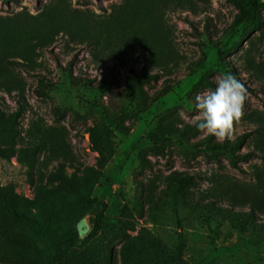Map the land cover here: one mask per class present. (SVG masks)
<instances>
[{
  "label": "rangeland",
  "instance_id": "rangeland-1",
  "mask_svg": "<svg viewBox=\"0 0 264 264\" xmlns=\"http://www.w3.org/2000/svg\"><path fill=\"white\" fill-rule=\"evenodd\" d=\"M0 264H264V0H0Z\"/></svg>",
  "mask_w": 264,
  "mask_h": 264
},
{
  "label": "clouds",
  "instance_id": "clouds-1",
  "mask_svg": "<svg viewBox=\"0 0 264 264\" xmlns=\"http://www.w3.org/2000/svg\"><path fill=\"white\" fill-rule=\"evenodd\" d=\"M247 89L232 73L215 80V87L197 92L194 97L195 120L191 121L204 136L215 137L218 142L233 139L234 125L244 115ZM179 115L187 119L183 111Z\"/></svg>",
  "mask_w": 264,
  "mask_h": 264
},
{
  "label": "trees",
  "instance_id": "trees-1",
  "mask_svg": "<svg viewBox=\"0 0 264 264\" xmlns=\"http://www.w3.org/2000/svg\"><path fill=\"white\" fill-rule=\"evenodd\" d=\"M23 111H24V106L20 105V107L15 112L16 114L14 115L13 119L15 121H17L18 118L23 114ZM242 156L245 157V156H247V154L246 155H240L239 157H242ZM6 197H7L6 198V204L9 207V210L12 212V214L14 216V219L16 221L23 222V221H26V220H30V217H28L26 215V213H24L22 211L23 201L14 193L13 190H8L7 194H6ZM52 240H53V242H55V238L54 237H52Z\"/></svg>",
  "mask_w": 264,
  "mask_h": 264
}]
</instances>
